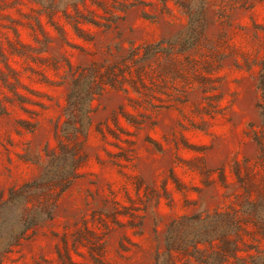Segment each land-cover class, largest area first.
<instances>
[{
  "label": "rangeland",
  "instance_id": "obj_1",
  "mask_svg": "<svg viewBox=\"0 0 264 264\" xmlns=\"http://www.w3.org/2000/svg\"><path fill=\"white\" fill-rule=\"evenodd\" d=\"M0 264H264V0H0Z\"/></svg>",
  "mask_w": 264,
  "mask_h": 264
},
{
  "label": "trees",
  "instance_id": "obj_2",
  "mask_svg": "<svg viewBox=\"0 0 264 264\" xmlns=\"http://www.w3.org/2000/svg\"><path fill=\"white\" fill-rule=\"evenodd\" d=\"M28 229V228H27ZM8 251V249H5L3 252H1V254H4ZM235 253V252H234Z\"/></svg>",
  "mask_w": 264,
  "mask_h": 264
}]
</instances>
